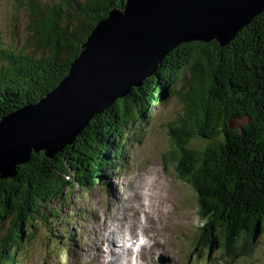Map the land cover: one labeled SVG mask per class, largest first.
<instances>
[{"label":"trees","instance_id":"trees-1","mask_svg":"<svg viewBox=\"0 0 264 264\" xmlns=\"http://www.w3.org/2000/svg\"><path fill=\"white\" fill-rule=\"evenodd\" d=\"M26 1L25 44L17 51L0 49V121L55 89L95 25L127 0ZM178 84L188 91L180 95L185 115L171 131L180 158L177 177L193 187L202 226L211 235L217 231L213 242L219 239L231 252L241 248L238 237L249 243L264 231L263 10L224 47L215 41L182 43L54 158L32 154L17 177L0 179V229L11 221L0 239V264L16 261L21 242L33 238L31 221L54 215L46 205L66 188L91 192L108 184L143 122ZM64 235L75 242L74 235ZM63 239L58 236L57 243Z\"/></svg>","mask_w":264,"mask_h":264},{"label":"rangeland","instance_id":"rangeland-1","mask_svg":"<svg viewBox=\"0 0 264 264\" xmlns=\"http://www.w3.org/2000/svg\"><path fill=\"white\" fill-rule=\"evenodd\" d=\"M26 3V0H0V49L14 47L17 51L25 44L30 21L26 16ZM112 9L122 12L124 6L110 11ZM110 11L101 21L109 18ZM187 91L188 88L178 84L175 93L165 95L162 104L155 106L148 122L141 123L144 125L141 134L124 151V158L116 167L118 171L110 176L107 186L98 185L91 192L78 186L70 188V192L66 188L62 198L47 203L55 214L45 220L36 217L31 221L35 225L33 238L21 242L16 261L11 264H103L110 258L111 251L126 242L124 239L123 244H118L121 243L119 238L116 243L117 237L109 238L106 229L115 231L114 221L122 218L119 214H132L137 211L134 206L141 209L137 229L149 236L155 232L161 238H154L145 249L141 248L138 252L141 264H264V231L249 243L246 236L238 237L242 249L231 248L232 252L219 243V239L214 243L212 235L217 231L211 235L205 225L202 226L204 219L200 216L193 187L177 177L180 158L171 131L180 125L185 115L186 106L180 95ZM39 153L32 150L31 155ZM21 165L24 164L15 165L14 176L7 178L17 177V168ZM153 200L159 202L157 219L161 224L146 220L143 214L153 205ZM10 222L5 221L0 229V239L7 233ZM68 233L75 234L76 243L65 238L64 234ZM58 236L64 237L60 243H57Z\"/></svg>","mask_w":264,"mask_h":264},{"label":"water","instance_id":"water-1","mask_svg":"<svg viewBox=\"0 0 264 264\" xmlns=\"http://www.w3.org/2000/svg\"><path fill=\"white\" fill-rule=\"evenodd\" d=\"M264 10V0H127L99 21L58 86L0 122V179L32 150L52 159L115 100L155 74L182 43L226 46Z\"/></svg>","mask_w":264,"mask_h":264},{"label":"bare ground","instance_id":"bare-ground-1","mask_svg":"<svg viewBox=\"0 0 264 264\" xmlns=\"http://www.w3.org/2000/svg\"><path fill=\"white\" fill-rule=\"evenodd\" d=\"M79 54H80V52H79ZM156 70H157V68H156ZM118 199L120 201V198H118ZM145 199H146V197H145ZM152 203H153V205L151 207H148L146 209V211L143 212V214L145 215L146 220H148L152 223L153 222L154 223H160V222H158L159 218L157 219V213H158L157 211H158V203L159 202H155V200H153ZM128 205H132V204H128ZM128 205L126 206V209L128 208ZM143 207H144V205H143ZM134 208L137 211H134L132 214L131 213L119 214L122 216V218L119 219V221H117V220L114 221L115 223H113V228L114 227L116 228L115 231L112 230L111 228L106 229V235L109 238L115 239V237H117L118 240H116V243L119 241V238H121V243L119 242L118 244H123L124 239L126 242H124L123 245H118L119 248L111 251L109 254L110 258H108L105 262H103V264H122L124 261L126 262L125 264H141V261L138 258V252L136 254L134 252L135 246L138 245L137 244L138 239L139 238L143 239L142 240L143 242L139 244V247H141L142 249H145L147 247V244L150 243L152 241V239L160 238L155 232L152 234V236H149L147 234L142 233L141 230L137 229L140 226L138 223L141 222L139 219V214H140L139 211L141 209H137L135 206H134ZM126 212L128 213L129 210H126ZM165 212H167V211L165 210ZM126 219H128V221H126ZM165 219H166V217H165ZM166 222H167V219H166ZM121 224H123V225L126 224V226H123ZM144 228H145V226H144ZM154 242H158V243L163 244V242L160 240H154Z\"/></svg>","mask_w":264,"mask_h":264}]
</instances>
